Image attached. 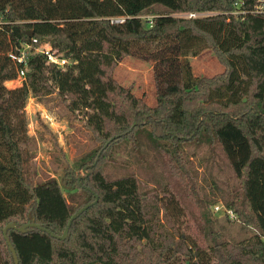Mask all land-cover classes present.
I'll return each instance as SVG.
<instances>
[{"label":"trees","instance_id":"1","mask_svg":"<svg viewBox=\"0 0 264 264\" xmlns=\"http://www.w3.org/2000/svg\"><path fill=\"white\" fill-rule=\"evenodd\" d=\"M33 38L75 63L63 69L35 53L22 84L8 87L21 68L9 53ZM209 47L225 69L197 76L190 56ZM135 54L156 59L155 105L114 76ZM53 92L84 113L97 142L82 163L88 175L68 172L69 198L55 177H38L28 130L29 97ZM146 143L186 180L198 214L173 188L143 184L130 160L118 166L123 147L142 163ZM204 146L233 170V187L215 186L257 228L247 245L211 224L189 152ZM112 163L117 171L106 170ZM89 203L65 239L55 236ZM32 221L46 229L7 233L19 264H264V0H0V264H15L4 227Z\"/></svg>","mask_w":264,"mask_h":264},{"label":"rangeland","instance_id":"2","mask_svg":"<svg viewBox=\"0 0 264 264\" xmlns=\"http://www.w3.org/2000/svg\"><path fill=\"white\" fill-rule=\"evenodd\" d=\"M43 44V43H40ZM193 72L197 76H213L224 71L225 66L219 60L216 51L206 48L196 56H190ZM156 59L140 54L126 56L114 68L115 78L124 86H131L133 91L143 96L150 105L157 102V89L154 79ZM22 79L17 78L6 82L8 87L21 85ZM29 134L36 140L34 151L35 171L40 179L55 177L66 197L77 191L71 185L73 170L80 178L88 175L87 168L82 167L84 156L96 148L87 117L81 111H72L62 101V97L53 92L46 97L30 96L26 106ZM145 159L142 163L133 161L128 148L123 147L117 152L118 166L130 160L132 168L138 174L143 184L156 187L173 188L182 198L188 209L198 214V204L192 199L186 180L177 170L167 164L162 155L149 144H143ZM190 156L194 167L198 169V188L200 197L208 196L206 212L211 224L219 234L220 239L230 243L247 245L251 237L257 233L253 223H244L229 211L221 199L220 191L215 183L224 189H229L237 183L227 157L220 148L212 150L204 146L190 147ZM106 170L117 171L113 163ZM217 199H213V198ZM215 200V201H214ZM200 214V213H199Z\"/></svg>","mask_w":264,"mask_h":264},{"label":"built area","instance_id":"3","mask_svg":"<svg viewBox=\"0 0 264 264\" xmlns=\"http://www.w3.org/2000/svg\"><path fill=\"white\" fill-rule=\"evenodd\" d=\"M206 13H189L186 14L188 16H199L205 15ZM124 17H114L113 21H122ZM39 41L37 38H33L32 43H25L23 44L19 51H11L9 56L16 61L18 64L21 65L19 76L18 78L24 80L26 75V69L28 67V60L29 58L35 53H43L47 56V62L56 64L58 67L66 69L69 65H73L75 61L70 58L66 57L63 53H60L57 49H53L49 42H45L43 44H39L36 46ZM231 211V210H229ZM233 213V212H232Z\"/></svg>","mask_w":264,"mask_h":264},{"label":"water","instance_id":"4","mask_svg":"<svg viewBox=\"0 0 264 264\" xmlns=\"http://www.w3.org/2000/svg\"><path fill=\"white\" fill-rule=\"evenodd\" d=\"M30 35H32V32L30 31L29 32ZM90 205H92V203H89L87 205H85L84 207L80 208L73 216L72 218L70 219L69 221V225L68 227L66 228L65 232L63 233V235H55L59 238H62V239H65L67 236H68V233H69V226L71 225L72 221L74 219H76L80 214H82ZM30 227H37V228H41V229H46L44 226H42L41 224L35 222V221H32L30 223H27V224H24V225H21V226H17L15 222H10L8 223L5 227H4V233H5V236H6V239L8 241V244L10 246V249L13 253V256H14V259H15V264H19V258H18V254H17V251L14 247V245L12 244L11 240H10V237L7 235L8 233V230L10 228H17L19 231H22V232H26Z\"/></svg>","mask_w":264,"mask_h":264}]
</instances>
